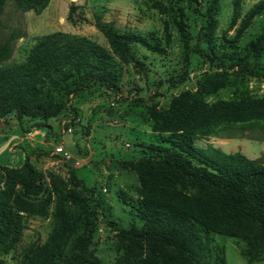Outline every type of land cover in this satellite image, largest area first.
Segmentation results:
<instances>
[{
	"label": "rangeland",
	"instance_id": "1",
	"mask_svg": "<svg viewBox=\"0 0 264 264\" xmlns=\"http://www.w3.org/2000/svg\"><path fill=\"white\" fill-rule=\"evenodd\" d=\"M260 0H216L208 35L215 48L244 53L264 31ZM210 0H49L39 12L6 0L0 12V66L23 62L37 39L55 31L87 37L110 51L95 23L138 36L130 44L133 59L120 62L118 90L98 85L68 98L57 116L18 123L13 113L0 120V264H20L24 249L46 242L62 212L75 211L72 193L96 209L89 245L100 264H123L115 234L140 226L146 202L166 203L194 213L189 196L178 184L142 181L131 163L155 146L173 148L166 136L187 132L193 145L239 152L264 164V119L222 116L223 106H264V55L258 73L235 76L225 86L203 95L200 103L220 117L206 125L180 124L171 104L183 93H195L204 77L222 69L215 55L201 51ZM70 16V17H68ZM191 103V106H194ZM181 126V127H180ZM61 148L58 151L57 148ZM30 165L29 186L21 179ZM73 173V175L71 174ZM25 173V174H24ZM224 264H247L234 237L209 233ZM72 237L66 241L69 251ZM251 264H264V259Z\"/></svg>",
	"mask_w": 264,
	"mask_h": 264
},
{
	"label": "trees",
	"instance_id": "2",
	"mask_svg": "<svg viewBox=\"0 0 264 264\" xmlns=\"http://www.w3.org/2000/svg\"><path fill=\"white\" fill-rule=\"evenodd\" d=\"M5 1L0 0V12ZM13 1L19 8L37 12L49 2ZM210 2L208 27L201 35L208 46L201 51L226 61V65L207 74L195 93H183L172 102V111L179 114L180 124L187 119L206 125L220 117V113L205 108L199 100L226 85L230 74L227 68H234L235 76L253 75L262 69L258 58L264 55V31L242 54L227 53L209 44L208 30L213 25L211 12L216 8V0ZM263 8L264 0H260L251 11ZM95 27L105 37L110 51L87 37L55 31L40 36L23 62L0 66V120L9 113L14 114L18 123L24 117L41 121L53 118L65 109L70 96L93 85L116 92L118 61H132L130 44L138 36L117 32L99 22ZM220 110L222 116L264 119V108L256 110L248 104L223 106ZM166 139L172 150L155 146L131 166L146 183L178 184L193 189L189 202L194 213L166 203H144L140 209L141 225H131L115 234L123 264H224V254L214 250L209 233L241 240L244 247L240 252L247 264L263 260L264 164L239 152L196 147L187 132H171ZM22 170L29 173L30 165L25 162ZM27 176L21 179L24 186L32 180ZM71 198L75 211L62 212L46 242L27 246L20 264H100L89 249L96 227V209L80 195L72 193ZM71 237L66 251V241Z\"/></svg>",
	"mask_w": 264,
	"mask_h": 264
},
{
	"label": "built area",
	"instance_id": "3",
	"mask_svg": "<svg viewBox=\"0 0 264 264\" xmlns=\"http://www.w3.org/2000/svg\"><path fill=\"white\" fill-rule=\"evenodd\" d=\"M58 149V151H60L61 150V148L59 147V148H57Z\"/></svg>",
	"mask_w": 264,
	"mask_h": 264
}]
</instances>
